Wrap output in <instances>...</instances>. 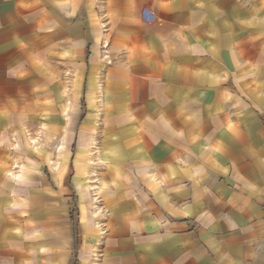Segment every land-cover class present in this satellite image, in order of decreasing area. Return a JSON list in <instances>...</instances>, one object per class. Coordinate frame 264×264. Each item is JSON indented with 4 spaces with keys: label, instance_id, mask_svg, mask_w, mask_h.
I'll use <instances>...</instances> for the list:
<instances>
[{
    "label": "crops",
    "instance_id": "0c3cea01",
    "mask_svg": "<svg viewBox=\"0 0 264 264\" xmlns=\"http://www.w3.org/2000/svg\"><path fill=\"white\" fill-rule=\"evenodd\" d=\"M0 264H264V0H0Z\"/></svg>",
    "mask_w": 264,
    "mask_h": 264
},
{
    "label": "trees",
    "instance_id": "16d2710c",
    "mask_svg": "<svg viewBox=\"0 0 264 264\" xmlns=\"http://www.w3.org/2000/svg\"><path fill=\"white\" fill-rule=\"evenodd\" d=\"M83 110H84V112H85V103H84V107H83ZM74 227V230H75V226H73Z\"/></svg>",
    "mask_w": 264,
    "mask_h": 264
}]
</instances>
